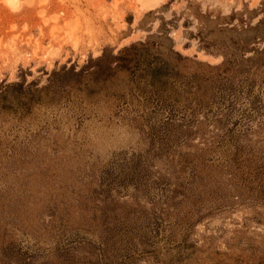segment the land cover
<instances>
[{
  "label": "rangeland",
  "instance_id": "1",
  "mask_svg": "<svg viewBox=\"0 0 264 264\" xmlns=\"http://www.w3.org/2000/svg\"><path fill=\"white\" fill-rule=\"evenodd\" d=\"M0 264H264V0H0Z\"/></svg>",
  "mask_w": 264,
  "mask_h": 264
},
{
  "label": "bare ground",
  "instance_id": "2",
  "mask_svg": "<svg viewBox=\"0 0 264 264\" xmlns=\"http://www.w3.org/2000/svg\"><path fill=\"white\" fill-rule=\"evenodd\" d=\"M149 4V3H148ZM147 6V5H146Z\"/></svg>",
  "mask_w": 264,
  "mask_h": 264
}]
</instances>
